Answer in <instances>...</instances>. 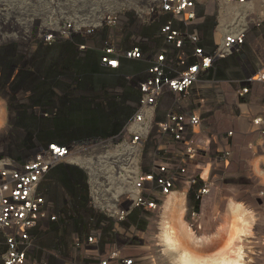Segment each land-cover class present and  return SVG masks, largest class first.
I'll list each match as a JSON object with an SVG mask.
<instances>
[{"label": "built area", "instance_id": "2783aa9c", "mask_svg": "<svg viewBox=\"0 0 264 264\" xmlns=\"http://www.w3.org/2000/svg\"><path fill=\"white\" fill-rule=\"evenodd\" d=\"M47 1L61 18L44 15L42 0H0V77L69 46L93 71L89 88L110 98L103 112L112 108L117 129L0 154V264H156L170 196L187 198L195 226L198 204L230 186L235 138L264 154V68L218 77L262 21L239 13L215 24L220 6L247 0ZM221 117L235 125L224 129ZM262 217L249 244L264 246ZM250 255L249 264L264 259Z\"/></svg>", "mask_w": 264, "mask_h": 264}, {"label": "rangeland", "instance_id": "374dc122", "mask_svg": "<svg viewBox=\"0 0 264 264\" xmlns=\"http://www.w3.org/2000/svg\"><path fill=\"white\" fill-rule=\"evenodd\" d=\"M58 2L59 5L62 4ZM41 4L40 9H44L43 12L50 10V14L43 13L49 19L61 18L49 8L51 6L49 1L42 0ZM57 12L58 15L62 13ZM32 57L25 63L4 67L5 73L0 77L1 155H16L22 151L26 154L31 153L39 143L47 140L65 142L85 137L99 138L117 129L115 125H110L114 115L112 108L111 111L103 112L105 98L107 101L110 98L97 91V83L93 89L89 88V80L93 78L87 76L92 75L93 71L84 67V61L77 59L69 46L43 48L40 55L34 53ZM70 72H73L72 76ZM25 78L52 82L50 91L57 96L54 101L58 109L51 110V107H47L49 109L42 114L36 112L38 92L34 86L31 90L21 86L19 81ZM55 79L57 82H54ZM73 80L81 82L74 84ZM72 86H75L74 94L71 92ZM25 95L28 97L27 100L22 98ZM45 103H51V98L48 97ZM62 103L75 106L74 119L65 110H61ZM41 116L47 118L46 123L44 122L45 127L42 126L44 124H38V117ZM240 146L242 148L243 143ZM260 155L258 161L264 164V154ZM256 158L257 155L240 150L235 159L236 176L227 178L230 186L225 195L232 196L234 200L243 204L240 208L229 211L233 214L234 223L223 226L220 236L214 235L216 229L223 223L221 221L225 212L217 210L214 194L198 204L195 226L191 227L187 223L190 214L188 211L168 213L164 231L160 235L163 254L154 256L156 264H180L185 252L198 264H229L234 261L238 264H249L253 251L264 256V246L256 244L257 241L254 240H250L251 244L248 243V239L253 237V228L259 232L263 228L264 211L261 206L264 205V166L261 167V172L256 173L254 169L255 166L258 169ZM188 202L192 205L190 200ZM169 237L174 243L170 248L166 245ZM257 264H264V259Z\"/></svg>", "mask_w": 264, "mask_h": 264}, {"label": "crops", "instance_id": "0c3cea01", "mask_svg": "<svg viewBox=\"0 0 264 264\" xmlns=\"http://www.w3.org/2000/svg\"><path fill=\"white\" fill-rule=\"evenodd\" d=\"M239 13L243 14L244 16H247L249 18H254L262 21L261 27L260 28H252V33L248 37L247 43L245 45V50H244V56L240 61H233L230 65H226L223 67L221 74H219V79L226 80V79H243L247 77L248 75L256 72L257 70L263 69L264 68V0H247V2L243 5H222L219 7V10L217 14L214 17L215 24L217 25H226L229 24ZM38 79H35L34 81L30 79H22L19 81L22 87L24 89L31 90L32 86H34L35 90H37V106L36 107V112L39 114L44 113L45 110H48L51 107V110L53 109H58L56 106V102L54 101L57 99V96L53 94L52 91H50L52 87V82L50 81H39L38 84ZM54 82H57L55 79ZM94 81H90L88 84L90 86H93ZM225 91L229 94V87L227 85H224ZM254 92L258 97H261L262 91L259 86L254 87ZM70 95V93H69ZM48 97L51 98V103H45V100L48 99ZM23 100H27V96L25 95L22 97ZM55 98V99H54ZM68 100V99H67ZM62 103L61 104V110H65L67 114H70V116L74 119V108L75 106L68 105L69 103ZM260 115L264 116V112H258ZM47 118H44V116L38 117V124L42 125L44 122L46 123ZM221 125L224 129L230 128L235 125L234 121L231 120L230 117H221L220 118ZM58 123V122H56ZM37 124V127H39ZM45 127V124L42 125ZM249 137H242L238 136L235 138V153H234V160L233 163L229 169V177H235V159L237 154L240 153L241 151H245L247 154H252L245 148V144L248 141ZM243 143V147L241 148L240 144ZM253 155V154H252ZM251 156V155H250ZM261 155L257 156L255 159L257 164H258V169H256V166L254 169L256 170V173L258 171L261 172L264 164H260L258 161ZM250 159V158H249ZM259 162V163H258ZM261 165V166H260ZM261 168V169H260ZM229 188V187H228ZM227 188V189H228ZM226 189V190H227ZM226 190L224 191V194L222 197H216L214 196V201H215V206L217 207V210L225 211L224 212V218L222 219L221 226H219L214 235L220 236V233L222 231L223 226H227L228 224H233L234 219H233V214L229 213V211H234L233 209H238L240 208V205L242 204L241 201H236L232 196L225 195ZM230 193H232L230 191ZM216 199H219L216 201ZM170 206L166 208L163 213L166 215L169 213H172L174 211H184L185 205L187 204V198L183 196L182 193H173L170 196L169 199ZM245 203V202H243ZM243 205V204H242ZM250 209V208H248ZM218 214V213H217ZM164 215V216H165ZM247 216V215H246ZM247 218V217H246Z\"/></svg>", "mask_w": 264, "mask_h": 264}, {"label": "bare ground", "instance_id": "6f19581e", "mask_svg": "<svg viewBox=\"0 0 264 264\" xmlns=\"http://www.w3.org/2000/svg\"><path fill=\"white\" fill-rule=\"evenodd\" d=\"M169 248L174 245L173 241L170 240V237L168 238L167 244ZM180 264H198V262H195L191 256L188 253H184L183 257L180 259ZM229 264H238L237 261Z\"/></svg>", "mask_w": 264, "mask_h": 264}]
</instances>
